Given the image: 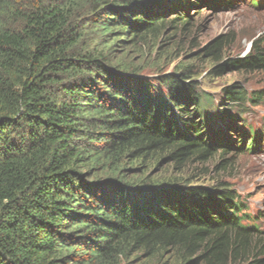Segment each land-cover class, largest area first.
<instances>
[{"label":"trees","instance_id":"1","mask_svg":"<svg viewBox=\"0 0 264 264\" xmlns=\"http://www.w3.org/2000/svg\"><path fill=\"white\" fill-rule=\"evenodd\" d=\"M231 3L0 0V264H264V230L225 177L193 184L206 159L224 173L229 148L252 149L264 132L242 115L264 90L249 96L233 81L218 102L192 64L149 75L109 45L117 35L140 50L196 27V7ZM232 39H210L190 60L218 76L264 73V34L243 56L228 55ZM151 163L172 171L126 179L128 165Z\"/></svg>","mask_w":264,"mask_h":264},{"label":"rangeland","instance_id":"2","mask_svg":"<svg viewBox=\"0 0 264 264\" xmlns=\"http://www.w3.org/2000/svg\"><path fill=\"white\" fill-rule=\"evenodd\" d=\"M259 6L252 7L249 0H232L231 4L224 5L218 9L213 7H196L193 13V21L196 27L189 29L183 34H160L156 36L150 43L134 48L129 44L122 47L117 32L113 37L118 39V44L113 45L114 54L121 56V66H130L134 64L143 73L149 75H160L174 73L179 66L192 64L194 77L199 82V86L214 94L215 101H224L221 88L233 81H240L244 85L247 95H256L257 90H264V73L247 75L243 80L242 75L234 70H224L219 76L212 74L211 62L206 60H190L191 53L195 48L205 44L208 40L220 35L233 33L232 48L228 55L243 56L251 43V39L264 34V0H259ZM116 29L115 27L113 28ZM173 35V36H171ZM97 39L96 35H93ZM180 36V38L178 37ZM177 37V38H176ZM175 41V42H173ZM178 41V43H177ZM117 43V42H116ZM139 46V45H137ZM247 80V81H245ZM246 109L248 111L243 114L246 123L250 124L252 129L264 132V96L260 101L248 102ZM221 105H219L220 107ZM225 130L223 131L224 134ZM231 136H234L231 134ZM264 134L262 135V137ZM261 139V143L264 139ZM234 139L235 136L233 137ZM258 151L237 152L230 161L232 170H226L224 173L214 169L216 156L206 159L204 169H208V175L197 178L193 184L214 183L212 178L223 179L232 188H234L240 197L247 204L246 212L258 221V225L264 229V145ZM231 151H229V154ZM170 165L165 163L162 166L155 167L153 163L147 166H139V164L128 165L127 180L132 181L134 178L148 176L150 180L155 181L160 177L170 173ZM201 167V166H200ZM166 261L173 264V259L168 258ZM146 264V263H145Z\"/></svg>","mask_w":264,"mask_h":264}]
</instances>
